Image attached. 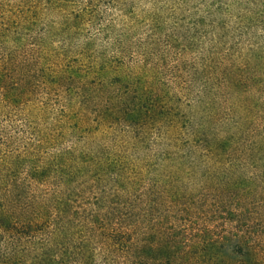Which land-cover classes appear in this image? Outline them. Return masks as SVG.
<instances>
[{
    "label": "trees",
    "instance_id": "1",
    "mask_svg": "<svg viewBox=\"0 0 264 264\" xmlns=\"http://www.w3.org/2000/svg\"><path fill=\"white\" fill-rule=\"evenodd\" d=\"M153 2L0 0V264H264V0Z\"/></svg>",
    "mask_w": 264,
    "mask_h": 264
},
{
    "label": "rangeland",
    "instance_id": "2",
    "mask_svg": "<svg viewBox=\"0 0 264 264\" xmlns=\"http://www.w3.org/2000/svg\"><path fill=\"white\" fill-rule=\"evenodd\" d=\"M211 1H213V0H211ZM211 1L208 0V3H211ZM153 3H154L153 0H134V4L137 6L136 9L138 11L151 10ZM145 31H146V29L145 30H142L140 33H143ZM54 40L55 41H54L53 46L54 47L59 46L60 42L58 41V39H54ZM261 201H263L262 198L255 197L254 198V201H252V207L251 208L253 210H255L256 208H258V206L260 205L258 202H261Z\"/></svg>",
    "mask_w": 264,
    "mask_h": 264
}]
</instances>
